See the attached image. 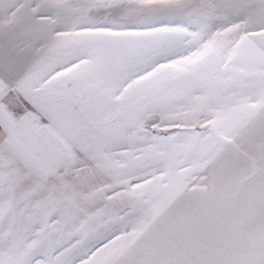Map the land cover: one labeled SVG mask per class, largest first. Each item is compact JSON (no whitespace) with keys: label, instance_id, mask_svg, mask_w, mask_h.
Wrapping results in <instances>:
<instances>
[{"label":"snow or ice","instance_id":"6c2138e0","mask_svg":"<svg viewBox=\"0 0 264 264\" xmlns=\"http://www.w3.org/2000/svg\"><path fill=\"white\" fill-rule=\"evenodd\" d=\"M0 264H264V0H0Z\"/></svg>","mask_w":264,"mask_h":264}]
</instances>
